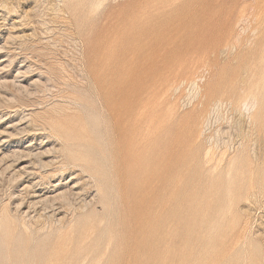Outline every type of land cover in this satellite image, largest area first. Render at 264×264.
Listing matches in <instances>:
<instances>
[{"label": "rangeland", "instance_id": "obj_1", "mask_svg": "<svg viewBox=\"0 0 264 264\" xmlns=\"http://www.w3.org/2000/svg\"><path fill=\"white\" fill-rule=\"evenodd\" d=\"M262 54L264 0H0V264H264ZM118 88L139 95L130 192ZM26 149L49 166L7 158ZM29 181L82 197L28 208ZM147 220L157 232L132 255Z\"/></svg>", "mask_w": 264, "mask_h": 264}, {"label": "bare ground", "instance_id": "obj_2", "mask_svg": "<svg viewBox=\"0 0 264 264\" xmlns=\"http://www.w3.org/2000/svg\"><path fill=\"white\" fill-rule=\"evenodd\" d=\"M160 1V0H159ZM157 2V1H156ZM164 3V2H163ZM162 3V4H163ZM156 4V3H155ZM160 4V3H159ZM154 5V4H153ZM158 5V4H156ZM154 7V6H153ZM259 62L262 66H264V54L260 55L259 56ZM247 66V65H246ZM246 71V70H245ZM244 71V72H245ZM263 71H264V67H263ZM255 72V71H254ZM244 74V73H243ZM260 74V73H259ZM263 75V80H264V72L262 73ZM244 76V75H243ZM261 76V75H260ZM247 79V78H246ZM241 80V79H240ZM262 80V79H261ZM249 82V81H248ZM251 82V81H250ZM190 84V83H189ZM129 85V84H128ZM197 84H195L194 82L191 83V92L189 90V95H187V103H191V100L193 99L194 101V98L198 97L199 96V90L196 86ZM242 86V83L240 84ZM263 85V84H262ZM17 87V86H16ZM248 87V86H247ZM18 89H20V87H17ZM132 88V87H131ZM263 88V87H261ZM126 89V88H125ZM256 89V88H255ZM176 90V89H175ZM249 90V89H248ZM244 91V92H248V96L247 97H243L241 99V101L238 103V113L240 116H244V111L242 112L243 108L247 111H245L246 113L249 112V118H251L253 116V109L256 108V105L258 103V96L256 97L255 93L254 92H251V91ZM243 92V94H244ZM106 93V100H107V103L108 104H111V101L109 100H112L113 101V107L116 109H114L116 111V121H117V124H118V127L119 129L122 130V134H121V142L123 144V151L125 152L124 153V158L127 159L125 162V166H124V170L122 172V176H123V185H124V188L126 190L129 189V192L131 190V188L134 186V183L136 181V169H135V159L133 158L134 157V153L133 151H131L130 153L126 152V148L130 146L131 148V145L133 143V140H134V134L136 132V123H137V117L136 114H134V109L135 107L138 105L137 104V96L139 97L138 95V92L134 89V90H129V91H123L122 89L120 90V88L117 89V94H118V99L117 98H112V96H110V92H105ZM109 93V94H108ZM261 93V91H260ZM259 93V95H260ZM116 95V94H115ZM239 97V96H238ZM108 98V99H107ZM110 98V99H109ZM148 99V98H147ZM185 99V98H184ZM233 99V98H232ZM148 101V100H147ZM146 101V102H147ZM180 101V100H179ZM183 102V101H182ZM220 103V102H219ZM237 103V102H236ZM182 105V104H181ZM189 105V104H188ZM218 103H215V106H217ZM142 106V105H141ZM146 107V106H145ZM194 107V106H193ZM119 108V112L117 111ZM169 108V107H168ZM167 108V109H168ZM181 108V107H180ZM215 108V107H214ZM113 109V108H112ZM182 109V108H181ZM180 109V110H181ZM219 109V108H218ZM143 110V108H142ZM171 111V108L169 109ZM175 110V109H174ZM252 110V112H251ZM167 113L169 112L168 110H166ZM211 111V110H210ZM215 111V110H214ZM139 112V111H138ZM173 113V111H171ZM168 113L169 115L171 114ZM175 113V111H174ZM215 113V112H214ZM219 113V112H218ZM217 113V115H218ZM142 114H143V111H142ZM167 114V115H168ZM210 114V113H209ZM208 114V115H209ZM212 114V113H211ZM168 115V116H169ZM175 114H173L174 116ZM215 115V114H214ZM136 116V117H135ZM147 116V115H146ZM164 116V115H163ZM166 116V117H168ZM172 116V115H170ZM211 116V115H210ZM155 117V116H154ZM208 117V116H207ZM172 117L168 118V119H171ZM211 118V117H210ZM164 119V118H163ZM174 119V117H173ZM146 120V119H145ZM166 120V118H165ZM211 120V119H210ZM213 120V119H212ZM217 120V119H216ZM254 120V119H253ZM249 121V120H248ZM163 122V121H162ZM169 122V121H168ZM171 122V120H170ZM215 122V121H212V123ZM205 126H204V130H205V127H207L208 125V120L205 122ZM162 125V124H161ZM139 126V125H138ZM253 127V126H252ZM143 128V127H142ZM163 128V127H162ZM234 128V127H233ZM143 132V131H142ZM203 132V131H202ZM212 139V138H211ZM207 140V139H206ZM213 140V139H212ZM210 141V140H209ZM210 143V142H209ZM215 143V142H214ZM216 148V147H215ZM27 150V149H26ZM225 150V149H224ZM128 151H130V149H128ZM20 152V151H18ZM26 152V151H25ZM68 152H69V155H70V159H72V161H75V162H78V163H84L85 165H87L88 161H89V158L85 155V154H82L80 155L79 153L77 152H74V151H71L68 149ZM207 152V151H206ZM209 152V150H208ZM14 154H10V156H8L7 158H10L9 160L12 161L14 164V162H18L20 159H23V158H31V159H34L35 163L40 166L41 168H45L47 166H49L48 162H44L42 161V155L43 153H39V152H36L34 153L33 150L31 149H28L26 154L22 155L20 153H15L13 152ZM252 153V152H251ZM129 154V155H128ZM208 154V153H207ZM254 154V153H253ZM252 154V155H253ZM8 155V154H7ZM5 155H3L4 157ZM208 156V155H207ZM214 158V157H213ZM224 158V157H223ZM3 159V158H2ZM205 159V158H204ZM1 161V160H0ZM7 161V160H6ZM3 162H5L3 160ZM210 162V161H209ZM213 162V161H212ZM211 162V163H212ZM218 162V161H217ZM229 162V161H228ZM206 163V162H205ZM222 163V161H221ZM48 164V165H47ZM124 164V162H123ZM208 164V163H206ZM215 164H216V161H215ZM217 165V164H216ZM220 165V163H219ZM12 165H8L6 166L5 169L3 170H7V169H10ZM230 168H232L231 166H229ZM83 171H86V169H84V166L81 167ZM216 168V166L214 167V169ZM226 170V168H225ZM4 171V172H5ZM25 170L23 171H19L18 173H15L12 175V179L13 180H17L19 179L22 174H25L26 172H24ZM27 171V170H26ZM206 171V170H205ZM214 171V170H212ZM230 171V170H229ZM228 171V172H229ZM205 174V173H204ZM213 174V173H212ZM211 174V175H212ZM230 174V172H229ZM252 175V174H251ZM11 176V175H9ZM56 176V175H55ZM54 176V177H55ZM53 176H49L48 178H52ZM225 177H228L225 176ZM228 180V179H227ZM30 182V181H29ZM50 182V181H49ZM210 182V181H209ZM228 182V181H227ZM31 183V182H30ZM25 187V192H23V194L25 195V198H28L30 197L31 198V201L29 202L28 204V208H36L37 206H39L43 212L44 211H49V210H54L55 207H59V208H63L64 206L69 208V209H73V202L74 200L77 198H81V194H77V193H74V187L72 188H68V186H63L65 187V192H60L59 189L60 188H57L58 185H54V186H50V187H53L52 190H49V188L47 189V191H43V190H35V185H33L32 183ZM230 183V182H229ZM50 185V183H49ZM62 187V186H60ZM227 188V187H226ZM51 189V188H50ZM60 193H59V192ZM83 191V190H82ZM229 197V196H228ZM25 198H22L19 203L17 202V208L21 207V205L23 204V201ZM86 201V200H85ZM135 200L132 201L131 203V208L133 207L132 209V212L135 213L137 215V221L139 220H145L146 218L148 219V216H149V213H148V205H146V208L144 206H141V205H137L136 204V201L134 202ZM25 202V201H24ZM83 202V201H82ZM81 202V203H82ZM224 202V201H223ZM84 205H80V209L81 210H84L86 207H87V204L83 203ZM134 205V206H133ZM23 208V207H22ZM30 211V210H29ZM60 211V210H59ZM24 212V211H23ZM22 215V214H21ZM51 218V217H50ZM54 218V217H53ZM159 225V222L155 221H146V225L145 227L143 228H140L139 229V235L136 236V237H132L130 238L129 240V245L127 247L128 249V252L132 255H136V252L138 251V249L140 248V245L142 244L143 240L147 239V240H150L152 241V239L154 238L155 236V232H157V227ZM80 226V225H79ZM214 226V225H213ZM213 231V230H212ZM211 231V232H212ZM62 232V230H61ZM176 234V233H175ZM245 246V245H244ZM243 246V247H244ZM244 249V248H243Z\"/></svg>", "mask_w": 264, "mask_h": 264}]
</instances>
